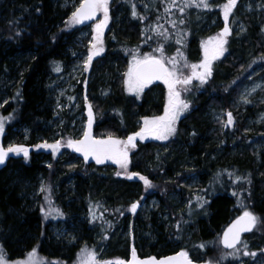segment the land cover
Returning <instances> with one entry per match:
<instances>
[{"label": "trees", "instance_id": "1", "mask_svg": "<svg viewBox=\"0 0 264 264\" xmlns=\"http://www.w3.org/2000/svg\"><path fill=\"white\" fill-rule=\"evenodd\" d=\"M222 1L208 0L210 7L204 8L195 4L187 6L186 0L174 3L173 0H109L112 30L103 33L104 54L95 62L99 69L107 65L105 69L109 70L111 57L126 59L127 53L140 54L162 47L166 59H178L180 71L186 73L183 77L190 76V65L201 62L203 45L221 32ZM119 5L124 7L123 18L129 13L131 23L113 24ZM205 13L219 17L206 34L203 31L209 24L203 21ZM61 18L55 0H0V76L4 72L11 73L13 57L30 55L17 96L2 107L0 117L5 118L7 130L15 125L28 126L32 131V139L28 142L31 145L37 142L34 137L41 131L43 121L50 117V110L44 106V80L53 73L56 64H64L67 45L83 27L71 20L59 25ZM238 23L242 24V31L226 37L227 52L212 61L211 76L203 84L193 79L186 85L192 92V107L180 122L176 136L169 140L170 147L160 152V144L156 141L140 143L134 148L130 146L129 175L120 173L119 165L112 159H105L103 163H97L96 159L85 160L71 148H67L68 157H75L76 162L68 165L59 160L44 164L46 158L39 157L43 154L41 148H34L27 159H9L0 170L1 248L9 264L27 259L33 249H36V258L44 255L49 261L36 259V264L43 261L74 264L82 249L95 247L91 242L97 236L111 248L117 247L120 236L130 230L129 225L139 238L144 237L146 225L154 222L155 217H143L140 211L135 215L131 205L136 200L147 201L153 196L160 202L158 212L170 215L154 230V242L141 246L125 242V246L107 254L108 260L113 256L127 258L132 249L142 258L186 250L192 260L201 264H253L255 258L264 256V166L256 162L252 149L264 133L248 130L245 119L238 117L234 133L239 131V134L230 136L215 127V122L207 115L211 105L226 107L235 114L233 102L249 74L264 67V0L256 12L240 14ZM154 54L161 56L160 51ZM98 81L104 83L103 79L98 78ZM184 86L179 85L178 89ZM110 88L102 87L99 92ZM114 89V93L104 99L96 95L98 92H86L89 95L86 102L97 116L93 130L97 139L125 138L138 129L137 116L148 115L162 106L164 95L156 101L150 89L140 98L129 95L120 85ZM234 147L240 150L233 153ZM61 169L68 171L67 174L73 171L72 179L68 180L70 184H64L63 172L58 174ZM133 173L138 175H131ZM14 174L21 181L35 180L41 174L49 178L53 174L55 182L61 185L60 191L66 190L69 195L70 207L62 196L56 198L57 194L48 187L40 195L41 201L33 205L21 195L24 188L13 178ZM140 177H146L152 186H146ZM195 177L199 179L197 186L189 187L187 182ZM177 198L185 201L186 206L179 207ZM49 207L58 209L62 215L53 213L46 217ZM246 210L259 218L252 232L258 235L257 242H247L251 236L248 234L236 249L223 248L220 233L234 217ZM80 213L85 222L80 220ZM68 215L73 216L71 221L75 223L77 236L71 245L65 238L54 237L51 230L53 220L65 219ZM83 237L87 239L81 241ZM159 244L164 247L159 248ZM25 248L26 253L18 255ZM245 252L255 255H244Z\"/></svg>", "mask_w": 264, "mask_h": 264}, {"label": "rangeland", "instance_id": "2", "mask_svg": "<svg viewBox=\"0 0 264 264\" xmlns=\"http://www.w3.org/2000/svg\"><path fill=\"white\" fill-rule=\"evenodd\" d=\"M263 0H241L237 1L236 3V9L234 10L233 16L230 17L229 23H230V35L235 36L237 33L239 34L242 31V24L238 23V19L240 14L242 13H253L258 10V6ZM81 0H55V5L59 9L60 14L62 16V20L60 21L59 25L62 24L64 21H68L71 18L72 12L75 11V8L79 6V3ZM226 0L222 1V4H225ZM124 7L122 5L118 6L117 9V15L112 19L113 24L115 23L118 25L121 21H128L129 23L132 22V18L130 17L129 13H126V16L123 18V11ZM222 10V9H221ZM128 12V11H127ZM98 18L91 24H87L81 28L79 33L75 36L73 35L71 39V43H69L66 47V50L63 53V56L65 57L64 64L58 65L54 67V71L52 74L47 75L46 79L44 80V88H45V105L48 107V110H50V117L43 121L42 123V129L41 131L37 132L36 137H34V140L37 142L33 145L29 144L28 142L32 139V131L31 129L26 125H15L11 129H8L7 124H5L4 121V131L2 134H0V144L3 147H8L9 145H24L25 147L29 148V156L32 154V150L36 148L35 146L38 144H43L44 142H47L48 144H53L56 141H61V143L64 145L62 146L58 152L55 154L52 152L49 148H41L43 154L39 157L41 159L46 158L44 164H52V160H59L60 162H64L65 165L73 164L76 162L75 157H68L69 152L67 147V141L69 139L72 140H79L82 138L87 122L89 120L88 115V106L87 104V97L89 99L88 93L92 90V92H98L99 94H96L101 97V99H104L108 97L111 93H114V88L122 86L124 88L125 92L129 95H134L137 97H141L142 94L149 90L153 91V99L154 100H160V96L164 95L162 97V106L160 108H157L156 111L153 113H150L148 115H140L137 116L135 124L138 127V129L134 132L129 133L125 138H113L118 140H127L128 136L132 135L135 132H138L140 128L143 126V118L148 117L152 118L155 116H162L164 114V108L167 103V96H168V86L163 82V80L160 81V85L158 84L153 85L149 84L147 87L144 88V90L140 93L136 92H129L127 89V85L125 83L127 79V73L129 70V67L132 63L133 56L143 57L145 54H151L155 55V52H159V49H153L144 51L140 54H138L136 51L131 53L130 55L127 53V56H125L126 59H122L118 56L111 57L109 59V67L110 69H105L104 65L103 69H99V65L95 62V59L104 53L101 52L99 55H96L93 57L92 61L90 62L91 68L88 65L87 69H85V61L90 53V50L92 49L93 44V37H94V26L96 23H98L100 20H103V13H99ZM204 22H208L209 26L206 27V29L203 31L204 34H206L209 31V28L213 26V24L216 22L219 17L217 15H212L205 13L203 17ZM124 19V20H123ZM224 22L222 23L221 31L224 28L223 26ZM112 26L110 24V19L108 20V24L105 27L103 33L105 32H111ZM241 30V31H240ZM208 41V40H207ZM206 42V41H205ZM226 48V47H225ZM154 52V53H153ZM227 52H224V54ZM223 54V55H224ZM157 57H160L159 55H155ZM168 57V56H167ZM163 58L166 61L167 66L171 67L170 59H166L164 56ZM204 59V49L202 50V59ZM11 64V73L4 72L0 76V115H1V109L2 107L11 99H14L17 96V89L18 84L21 79V75L27 68V62L30 60V55H19L15 56L12 59ZM177 61V70L178 74H180L182 77L186 76V73L180 71L181 66L178 65V59ZM99 66V67H98ZM59 68V71H56V68ZM108 67V68H109ZM100 70V71H99ZM182 70V69H181ZM192 70V69H191ZM199 70V69H198ZM99 71V72H98ZM98 78L101 80L103 79L104 83L101 84L98 81ZM120 81H122L120 83ZM95 85L96 90H95ZM103 85V86H101ZM113 85V87H112ZM190 85V84H188ZM92 86V87H91ZM110 86L111 88L107 91H104L102 93L99 92L102 87ZM177 85V89H178ZM187 90H184V89ZM181 92V99L186 101L189 104V107L186 111H184L179 119L176 121L175 128L176 131L173 135L169 136L167 140H160L156 139L152 136H147L144 139H140L139 137L135 140V146H137L140 143L145 142H151L156 141L159 145V151L162 152L163 149H168L170 147L169 140L176 136L178 133V127L180 122L188 115L191 107H192V100L190 99V93H192L189 89V86H184L181 89H178ZM248 101V102H245ZM235 105V108L237 112L234 114V112L229 111L225 109L226 107L217 106V105H211L207 111V115L210 118V120L215 124L218 129L223 130L225 133H228V135L231 136L232 133H234L235 129V122L238 117H243L241 119H245V126L248 128V130H257L260 134L264 133V67H259L255 69L253 72H251L247 78V81L243 84L239 95L237 99L233 102ZM91 105V104H90ZM43 106V107H44ZM92 109V106H91ZM158 111H160L158 113ZM230 112L233 117V123L228 125L227 124V112ZM228 112V113H229ZM2 117V116H1ZM97 116L92 112V133L94 136V127L96 124ZM66 127V128H65ZM234 127V128H233ZM66 129L63 131V129ZM234 134H239L238 132H235ZM95 139L97 137L94 136ZM103 138V137H101ZM99 139V137H98ZM72 149V148H71ZM255 153L256 162L262 166H264V135L261 136L259 140H256L254 142L253 148ZM240 150L238 147L233 149V153ZM74 151V149H73ZM80 156L82 155L81 152H76ZM11 157L19 158L24 157L23 153H20L19 155L15 153H10ZM28 156V157H29ZM46 156V157H45ZM118 164V163H117ZM119 165V164H118ZM56 172V171H55ZM63 172V179L64 184H70L69 181L72 179L70 176L73 175L72 172L65 171V169H61L58 174ZM119 172L125 175H129V169L127 166V169L121 168L119 165ZM71 174V175H70ZM15 177H13L16 182H20L22 188H24L23 193L21 195L25 196V198L29 199L30 202L33 203V205H37L39 200L41 201L40 195L46 190V187L49 188V190L53 189L52 192L57 194V196H62L64 200L66 201L67 207H70L71 200L67 199L69 198V195H67L66 190H61V185L57 184L54 180V175L51 174V177L47 178L45 175H39L36 176L35 180H22L17 178L16 174H14ZM69 180V181H68ZM187 182V181H185ZM199 182V179L195 177L194 180L191 182H187V185L189 187L197 186ZM72 185V184H71ZM34 186V188H32ZM42 186L45 187L44 191H41ZM66 186V185H65ZM73 186V185H72ZM74 188V186H73ZM58 193H57V192ZM48 197V195L46 196ZM178 200V206L183 207L186 206L185 201ZM140 201L136 200L135 202ZM133 202V203H135ZM141 205L136 208V211L134 214L138 213L140 211L141 216L146 217L149 219L154 216L155 221H149L147 226V230H144L146 235L144 237L139 238L134 232L132 231L131 226L129 225V231H127V234H123L120 236L121 238L118 240L117 247H123L125 246V242L130 243L131 241L135 245L141 246L144 243L148 242L147 244H151L154 242V230L157 229L158 225L162 223V221L166 220L167 217L170 215L167 213H161L158 212V204L160 203L158 198L156 196L150 197L147 201L141 200ZM184 206V207H185ZM158 212V213H156ZM80 220L85 222L84 217L82 216V213H80ZM134 216V215H133ZM73 216L69 215L65 217V219L60 220L61 218H58L57 220H53V226H51V230L53 231V236L56 238H62L65 240H69L68 244H74L76 241V232H75V223L71 221ZM73 220V219H72ZM77 218L74 220L76 221ZM134 228V225H132ZM133 234H131V233ZM258 235L256 233H251V236H249V239H246L247 242H257ZM148 237V238H147ZM87 238H82L81 241H85ZM131 239V240H130ZM146 239V240H145ZM220 241V238H219ZM168 242V241H167ZM167 242H164L166 245ZM2 238L0 237V248H1ZM105 240H103L100 237H96L94 241L91 242V245L95 246L94 248H90V250H95L97 254V259L100 261H107V254L109 252H115L119 248H111V245L105 244ZM264 245V241L262 244V247ZM158 247H164L163 244H159ZM89 249V248H87ZM112 249V250H111ZM133 250V249H132ZM132 250L129 253V257L123 258L120 256H113L111 260H124V261H130L132 258ZM167 250V249H166ZM6 251V250H4ZM27 249H23L18 255L25 254ZM186 251V250H183ZM167 252V251H166ZM180 251H177L175 253L167 254L161 257L156 258H163L167 256H173L176 253ZM188 253V251H186ZM6 254H8V251H6ZM188 253V257L192 262H197L195 260H192L190 255ZM40 260H44L45 256L40 255ZM47 262H49L47 259H45ZM41 264V263H40ZM42 264H47L45 261L42 262ZM74 264H80V255H78L75 258ZM238 264H243L242 262H239ZM253 264H264V256H259L255 258Z\"/></svg>", "mask_w": 264, "mask_h": 264}, {"label": "snow or ice", "instance_id": "3", "mask_svg": "<svg viewBox=\"0 0 264 264\" xmlns=\"http://www.w3.org/2000/svg\"><path fill=\"white\" fill-rule=\"evenodd\" d=\"M175 0H173V3ZM237 0H226V3L222 5L223 17L225 26L220 33L215 37H210L209 40L203 45L204 59L199 64L190 65L192 74L187 77H182L178 74L177 61L175 58L170 59L171 67L167 66L165 59L163 58V49H159L161 56L157 57L151 54H145L142 58L133 56L132 63L127 73V79L125 81L129 92H136L137 94L142 92L145 87L151 84L153 81L163 80L168 86L167 103L164 108V114L162 116H155L152 118L144 117L143 126L138 132L128 136L127 140L113 139L109 136L108 139H95L91 135L92 124V109L91 105L88 106L89 123L88 130L84 132L83 139L67 141V147L74 149L76 152L83 153L84 159L87 160L89 156H93L97 163H103L105 159H112L118 163L121 168L127 169L129 163V147H135V140L137 137L144 139L147 136H152L156 139L167 140L169 136L173 135L176 131L175 124L180 115L186 111L189 104L181 99V92L177 89V85H188L192 82L193 78L199 79L203 84L208 77L212 74V61L218 59L226 51L225 44L227 43L226 37L230 34V28L228 26L229 15L232 13ZM195 4L196 7H210L208 0H186L187 6ZM132 15H137L135 11V5L132 6ZM184 9L181 8V11ZM167 11V9H166ZM103 13V20H100L94 26V37L92 49L85 61V69L92 61L93 57L103 52V31L108 24L109 20V0H81L79 6L72 12L71 22L73 24H83L85 21L93 20L96 18L97 13ZM199 69V70H198ZM60 69L57 67L56 71ZM184 90H187L186 88ZM248 102V101H245ZM5 118L0 117V134L4 131ZM233 123L232 114L227 113V124ZM64 146L61 141H56L53 144L44 142L38 144L36 148H49L55 154L59 149ZM10 153L19 155L23 153L25 159L29 156V148L24 145H9L3 147L0 145V164L5 162V159ZM120 175V173H117ZM138 175V174H131ZM131 178V176H129ZM144 181L145 185L151 187V182L146 177H140ZM238 179H240L238 177ZM45 187L42 186L41 191H44ZM137 204L131 205V211L135 212ZM55 213L56 215H62L58 209L49 207L45 216H49ZM258 217L250 211H244L233 223L227 228L222 237V244L225 248L236 249L238 243H240L241 233L251 231L258 222ZM203 247V245H201ZM246 248L247 245L245 244ZM235 253H230L234 255ZM244 255H255V253L245 252ZM37 252L33 249L27 254V259L16 260L11 264H36ZM0 264H9L3 249L0 248ZM80 264H193L189 259L188 253L181 250L173 256H167L160 259L156 257H148L146 259H138L135 249L132 250V258L130 261H124L120 259L100 261L97 259L95 250L82 249L80 254Z\"/></svg>", "mask_w": 264, "mask_h": 264}, {"label": "water", "instance_id": "4", "mask_svg": "<svg viewBox=\"0 0 264 264\" xmlns=\"http://www.w3.org/2000/svg\"><path fill=\"white\" fill-rule=\"evenodd\" d=\"M97 15H98V13H97ZM96 17H97V16H96ZM95 19H96V18H94L93 20L85 21L83 24H89V23H92ZM159 81H160V80L153 81L152 83L159 82ZM88 123H89V121L87 122V125H86V129H85V131L88 130ZM83 135H84V134H83ZM91 135H92V137H93L92 129H91ZM93 138H94V137H93ZM82 139H83V136H82ZM82 154H83V153H82ZM91 157H92V156H89L88 158H91ZM8 160H9V156L5 159V162H4L3 164H0V170H2V169L4 168V166L8 163ZM136 204L138 205L137 207H139V206L141 205V203H140L139 201L136 202ZM242 214H243V213H240L239 215H237L236 217H234V218H233V219L227 224V226L222 230V232H221V236H220V244H221V246H222L223 248H225V247L223 246L221 240H222V237H223L224 232H225V231L227 230V228L233 223V221H235V220H236L239 216H241ZM255 227H256V225L253 227V229H252L251 231L241 233L240 241H242L244 235L253 232L254 229H255ZM240 243H241V242H240ZM240 243H238L237 246H238ZM237 246H236V247H237ZM225 249L231 250L230 248H225ZM263 252H264V246H263ZM137 258H138V259H146V258H139V257H137ZM193 264H197V263H194V262H193Z\"/></svg>", "mask_w": 264, "mask_h": 264}]
</instances>
